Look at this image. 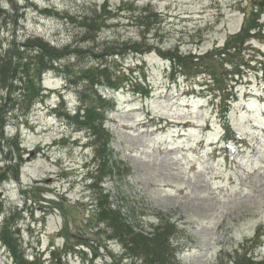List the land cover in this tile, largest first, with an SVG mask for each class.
<instances>
[{
    "label": "rangeland",
    "instance_id": "374dc122",
    "mask_svg": "<svg viewBox=\"0 0 264 264\" xmlns=\"http://www.w3.org/2000/svg\"><path fill=\"white\" fill-rule=\"evenodd\" d=\"M105 3L112 11L106 26L84 44L151 47L141 55L107 57L113 70H124L149 94L132 82L99 89L111 105L99 149L93 132L73 119L85 105L79 88L59 70L43 74L44 97L27 114L11 111L4 128L19 150L0 149V232L13 217L8 220L20 226L13 237L26 259L37 253L51 259L56 252L61 264H111L123 246L94 216L97 199L107 196L113 210L148 237L158 225L175 223L169 240L177 264H235L246 262L245 254L264 262V66L257 63L264 62V0H19L17 31L10 0H0V54L15 34L41 35L61 46L82 38L81 24L61 15L81 16ZM248 13L247 25L261 33L243 50L174 68L171 54L201 57L222 49ZM104 60L70 62L78 68ZM214 73L229 91L215 90ZM223 94L230 100V130L242 139L218 155L215 145H223L227 121ZM157 122L161 129L148 126ZM98 150L107 164L94 173ZM106 172L111 175L101 183ZM13 262L0 242V264Z\"/></svg>",
    "mask_w": 264,
    "mask_h": 264
},
{
    "label": "trees",
    "instance_id": "16d2710c",
    "mask_svg": "<svg viewBox=\"0 0 264 264\" xmlns=\"http://www.w3.org/2000/svg\"><path fill=\"white\" fill-rule=\"evenodd\" d=\"M12 8L9 12V17L12 19L15 25V31L18 30V12L20 11L18 7L19 0H10ZM255 10L259 13L257 4L253 3ZM254 11L253 9H250ZM3 10L0 7V15ZM53 14L46 10V13ZM56 12V11H55ZM109 10L107 3L102 4L100 9L96 6L90 12H86L81 16L73 17V14L69 12L63 13L62 16H66V19H72L79 22L83 27V37H74L72 42L65 45H59L48 40L44 36L31 34L24 37H19L18 35H13L10 40L9 46L4 52L0 54V149L11 150L13 147L19 150V143L17 139L14 144H10L8 137L6 138L4 134V128L7 122V117L10 115L11 111L16 109H23L24 113L27 114L29 109L35 104L39 97L43 98V91L41 88L42 76L48 71L59 70L63 76L68 78L70 85H73L81 93V99L83 108L76 113L73 117L76 123L83 125L87 130L93 132L95 137L94 142L96 146L100 149V134L102 132L105 134L106 130L102 127L103 115L107 111L109 105L108 99L104 97L99 89L102 87H110L118 89L122 84L128 85L132 82L134 87L138 90H142V93L149 94V90L143 88L142 82L133 81L130 82L129 76L124 70L115 71L111 68L107 61V57H111L113 61L115 56H126L128 54L141 55L143 53H149L152 50L151 47L139 42H129L122 45L119 44H106L104 47L97 50L93 46H86L84 43L88 42L90 44L91 40H95L96 35L99 31L106 26V21L108 19ZM58 13V12H57ZM58 15V14H56ZM248 16H246V21L238 34L232 36L226 43V45L220 49L216 48L215 51L208 53L205 56L194 57L192 55L182 56V54H171L169 60L174 62V68H192L193 66H198L197 59L208 57L209 55H216L215 59L221 60L222 58H228L232 56L234 51H241L245 43L249 42L250 39L260 36L261 33H253L254 28L248 26ZM255 15V14H254ZM80 37V38H79ZM119 45V46H118ZM148 47V49H146ZM96 58L101 59L105 57L104 61H98L93 64H85L80 67H76L71 64V60L84 59V58ZM259 65L264 66L262 60H258ZM236 67V66H234ZM237 68L240 66L237 64ZM182 69L180 71H182ZM181 74V73H180ZM233 77L239 75V70L237 74L231 73ZM211 75V74H210ZM229 75V74H228ZM214 84H218L215 90H222L224 93L229 91L227 88H222L224 85V80L221 75L213 76L211 75ZM135 80V79H133ZM233 80H231L232 82ZM72 86V87H73ZM228 86V85H227ZM209 87H212L209 85ZM19 91V92H18ZM139 93V92H138ZM222 106L227 107L224 119L227 120L229 98L223 94ZM70 112V110H69ZM225 133L228 137L227 139L233 138L234 135L230 130V125L228 120L226 121ZM109 141V139H108ZM108 145V144H107ZM98 156L95 157L96 161L99 162L97 169L94 173H99L103 171V168L107 164L103 158L101 152L97 151ZM99 155L102 158L99 159ZM108 171V170H106ZM111 175L110 172H106L101 178V183L103 179ZM5 178L0 177V185ZM98 184V183H97ZM97 208L95 211V218L97 221L107 224L108 228L112 230L109 235V239L119 240L123 246V253L118 259L116 256H112L111 264H122L123 260L133 261L134 264H177L175 260V248L170 242V237L172 235V230L176 227V224H171L169 221L165 223L166 225H158L155 227L152 237H148L141 231L134 230L131 223L127 218L122 216L120 210H113V204L109 202L107 196H101L97 199ZM0 206V213H1ZM16 214H19V212ZM18 218V217H17ZM7 218L2 226L0 232V242L10 253V257L13 259L14 264H61L60 259H57L56 252H54L53 258H45L41 253H37L36 256L30 260L26 259L24 254L20 251V244L15 242L13 237L15 232L19 233L20 226L18 223L9 221L13 219L11 217L9 220ZM19 226V228H18ZM175 231V230H174ZM263 235L258 234V237ZM247 254L244 255L242 261L246 262H236L235 264H264L263 261L252 262L253 259L248 260ZM248 262V263H247ZM89 264H94L91 261Z\"/></svg>",
    "mask_w": 264,
    "mask_h": 264
}]
</instances>
